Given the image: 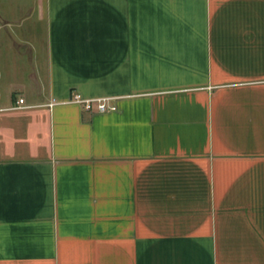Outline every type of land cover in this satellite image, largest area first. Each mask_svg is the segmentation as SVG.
Wrapping results in <instances>:
<instances>
[{
	"label": "crops",
	"instance_id": "crops-1",
	"mask_svg": "<svg viewBox=\"0 0 264 264\" xmlns=\"http://www.w3.org/2000/svg\"><path fill=\"white\" fill-rule=\"evenodd\" d=\"M0 264H264V0H0Z\"/></svg>",
	"mask_w": 264,
	"mask_h": 264
},
{
	"label": "built area",
	"instance_id": "built-area-1",
	"mask_svg": "<svg viewBox=\"0 0 264 264\" xmlns=\"http://www.w3.org/2000/svg\"><path fill=\"white\" fill-rule=\"evenodd\" d=\"M75 101L82 103L85 107V109L89 110L93 107V103L96 104V108L99 112L107 111V110H112L115 109V105L112 104L110 98H94V99H84L81 97V95L76 94L75 95ZM20 103L24 102L23 98L19 99Z\"/></svg>",
	"mask_w": 264,
	"mask_h": 264
}]
</instances>
